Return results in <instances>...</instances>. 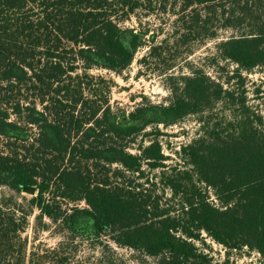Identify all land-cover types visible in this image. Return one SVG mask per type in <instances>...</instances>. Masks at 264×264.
<instances>
[{
  "label": "trees",
  "instance_id": "16d2710c",
  "mask_svg": "<svg viewBox=\"0 0 264 264\" xmlns=\"http://www.w3.org/2000/svg\"><path fill=\"white\" fill-rule=\"evenodd\" d=\"M131 18L140 28L122 26ZM223 29L235 31L216 43L235 65L227 86L202 69L168 75L166 103L116 114L88 73H121L148 36L139 63L164 74ZM257 66L264 0H0V264H127L109 242L141 264H212L203 233L264 257V113L229 84ZM217 104L231 118L214 119ZM187 115L201 133L180 147L181 169L165 162L158 125ZM33 207L35 230L46 217L61 233L55 247L35 230L29 247Z\"/></svg>",
  "mask_w": 264,
  "mask_h": 264
},
{
  "label": "rangeland",
  "instance_id": "374dc122",
  "mask_svg": "<svg viewBox=\"0 0 264 264\" xmlns=\"http://www.w3.org/2000/svg\"><path fill=\"white\" fill-rule=\"evenodd\" d=\"M144 20L148 19L145 18ZM148 22L150 28H154L153 26H157L159 23L155 17L154 20L151 19L148 20ZM160 24L163 26V29L166 30L167 27L166 24H164V21L160 20ZM122 26L124 28H132L134 30L140 28L139 23L135 18H131L123 22ZM234 32L235 31L233 29L220 30L217 38L207 40L204 43L194 46L193 52L188 57L183 59L180 58L178 63L164 74H159L155 71L156 65L151 71L149 69L151 63H139L140 58L146 53L149 47L148 36L145 37V43H143L136 51L131 64L121 73L117 74L105 69L97 68L88 70V73L96 77V84L94 88L98 90L97 93H101V96H105L108 99V103L111 105L112 110H114L116 114L123 112L127 114V112L132 110L138 103L143 101L153 104L166 103L170 97V91L167 85L168 81L166 79L168 75H180L182 73H188L194 69H202L215 80H219L227 86L226 82L229 79L235 65L232 62L223 60L217 56L216 43L221 39H225L226 37L232 35ZM162 36L163 35L160 34L158 38ZM244 72L243 84H240V81L237 79H230L229 84L238 91L243 89L245 95L247 96L246 103L250 106V109L254 112H260L263 114L264 66H257L250 71ZM256 89H259L258 93ZM212 117L214 119L231 118L229 109L220 108L219 104L215 107ZM158 128L161 133L157 135V139L162 145L164 154L168 156L165 162L172 166L178 165L181 169H183V163L179 157L178 151L182 145L189 143L194 138H197L201 133V122L199 120V116L187 115L181 119L173 120L167 125L159 124ZM150 130H152L151 126L146 127L145 129L147 132ZM34 132H36L35 129L31 130L32 134H34ZM143 134L144 133L138 135L137 141L144 139V141L147 142V140L153 136H145ZM131 150L134 151V149ZM186 168L190 167L187 166ZM155 172L157 171L155 170L151 173L148 171L149 175H152ZM3 190L7 191L6 188ZM36 193V189L32 194L22 191L19 196L30 198L31 196H35ZM168 193L169 191L166 190V195H168ZM210 195V199L216 202L214 196L212 194ZM78 204L84 205L83 201H80ZM65 206L66 204L63 202L62 207ZM37 214L38 209L33 207V213L29 217V226L25 232L29 239V247L31 244H37L38 242H41L46 247H55L61 239V233L55 229V224L50 222L46 217H44L42 221L48 224V229L41 230V228H38L35 230L34 226L37 222L35 216ZM34 230L37 232V240L33 243L31 239L34 235ZM203 238V244L201 242H197L196 244L212 256V264H222L225 260H227L228 264H264V257L256 251H250L246 247H243L241 250L228 251L221 244L213 241L204 233ZM109 243L114 247L115 252L121 256L127 264H141L139 261V252L130 248L115 246L112 242ZM86 251H88V249H86ZM80 255L81 253H78L75 259H79ZM148 260L150 261L151 259L148 258Z\"/></svg>",
  "mask_w": 264,
  "mask_h": 264
},
{
  "label": "water",
  "instance_id": "95a60500",
  "mask_svg": "<svg viewBox=\"0 0 264 264\" xmlns=\"http://www.w3.org/2000/svg\"><path fill=\"white\" fill-rule=\"evenodd\" d=\"M23 191L32 194L35 191L34 186H23Z\"/></svg>",
  "mask_w": 264,
  "mask_h": 264
}]
</instances>
